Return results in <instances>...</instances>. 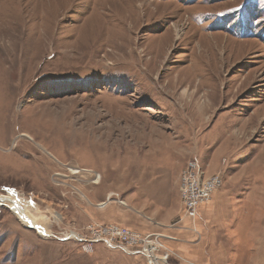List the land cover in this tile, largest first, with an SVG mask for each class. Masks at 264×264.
<instances>
[{"label":"rangeland","instance_id":"obj_1","mask_svg":"<svg viewBox=\"0 0 264 264\" xmlns=\"http://www.w3.org/2000/svg\"><path fill=\"white\" fill-rule=\"evenodd\" d=\"M191 160L223 177L196 230ZM10 191L50 235L0 203V264H147L69 235L90 223L172 236L189 264H264V0H0Z\"/></svg>","mask_w":264,"mask_h":264},{"label":"built area","instance_id":"obj_2","mask_svg":"<svg viewBox=\"0 0 264 264\" xmlns=\"http://www.w3.org/2000/svg\"><path fill=\"white\" fill-rule=\"evenodd\" d=\"M222 182L221 174L208 175L195 160L189 161L183 170L180 176V198L184 207V218L193 221L194 230L198 210L212 200L215 190ZM69 235L80 243H103L109 249L142 257L147 264H178L173 257L181 261V264H189V260L183 258L168 244L169 239L174 238L162 233L143 234L118 224L90 223L85 231H71Z\"/></svg>","mask_w":264,"mask_h":264},{"label":"bare ground","instance_id":"obj_3","mask_svg":"<svg viewBox=\"0 0 264 264\" xmlns=\"http://www.w3.org/2000/svg\"><path fill=\"white\" fill-rule=\"evenodd\" d=\"M71 171L72 173H74L73 170ZM78 172L79 171H75V173ZM95 183H99V177H97ZM13 193L14 192L10 191L9 196L0 197V203H8L12 211L19 217L20 221L23 222L25 225L38 229L40 234H43L44 236L50 235L49 230H46L43 226H40L38 222L31 217L30 211L27 208L28 206L26 204H23L22 199H17V197H15Z\"/></svg>","mask_w":264,"mask_h":264},{"label":"crops","instance_id":"obj_4","mask_svg":"<svg viewBox=\"0 0 264 264\" xmlns=\"http://www.w3.org/2000/svg\"><path fill=\"white\" fill-rule=\"evenodd\" d=\"M213 201H212V206L213 207H216V204L220 201V195L218 196V194L217 195H214L213 196Z\"/></svg>","mask_w":264,"mask_h":264}]
</instances>
